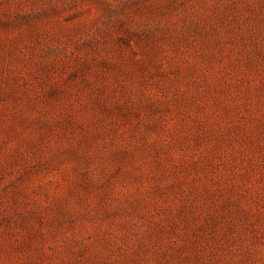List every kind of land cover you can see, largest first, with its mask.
I'll return each mask as SVG.
<instances>
[{
	"label": "rangeland",
	"instance_id": "rangeland-1",
	"mask_svg": "<svg viewBox=\"0 0 264 264\" xmlns=\"http://www.w3.org/2000/svg\"><path fill=\"white\" fill-rule=\"evenodd\" d=\"M0 264H264V0H0Z\"/></svg>",
	"mask_w": 264,
	"mask_h": 264
}]
</instances>
